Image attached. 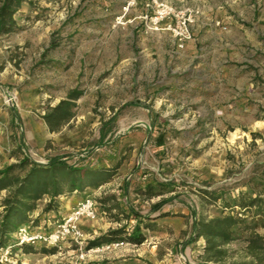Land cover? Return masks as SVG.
Listing matches in <instances>:
<instances>
[{
    "label": "rangeland",
    "instance_id": "374dc122",
    "mask_svg": "<svg viewBox=\"0 0 264 264\" xmlns=\"http://www.w3.org/2000/svg\"><path fill=\"white\" fill-rule=\"evenodd\" d=\"M167 1L197 11L183 48L168 28L173 17L157 31L141 20L153 0H137L118 25L125 0H26L17 29L0 34V169L16 165L13 173L23 175L30 164L19 161L30 149L110 170L97 187L84 178L46 212L44 195L32 213L39 219L30 225L48 229L93 195L98 216L82 223V243L13 246L0 250L2 264H213L199 259L200 238L187 242L192 210H232L264 235V0ZM74 87L82 95L73 117L49 131L42 115ZM126 118L133 123H116ZM137 128L145 133L135 139L128 133ZM239 193L262 202L243 210L234 205ZM137 223L140 242L88 252L96 237L121 226L132 234Z\"/></svg>",
    "mask_w": 264,
    "mask_h": 264
},
{
    "label": "trees",
    "instance_id": "16d2710c",
    "mask_svg": "<svg viewBox=\"0 0 264 264\" xmlns=\"http://www.w3.org/2000/svg\"><path fill=\"white\" fill-rule=\"evenodd\" d=\"M26 0H0V34H9L17 29L15 13ZM82 95L77 87L70 89L66 96L55 105L47 108L42 115L49 131H57L73 117L76 100ZM115 117L102 123L104 131L101 138L111 129ZM19 164L29 163L30 167L23 174H14L16 165H9L0 169V249L15 246L13 233L25 224L37 223L38 217L32 218V213L38 208L37 201L44 195L48 197L43 211H49L57 206L61 195L74 193L83 187L84 178H91L87 185L97 187L110 174L109 169H94L91 167H77L66 160V156L55 154L49 156L46 164L37 163L23 156ZM81 185V188H79ZM259 194H264V185ZM6 194L2 197L1 192ZM213 195V191H203ZM214 197L213 199H215ZM106 200V199H104ZM167 199L152 205L157 210ZM262 202L259 195L250 196L239 193L235 206L248 210ZM191 235L188 243L203 238L204 243L199 259L204 263L213 264H264V235L256 231L253 224L245 216L232 210L222 212L218 216L200 217L192 210ZM140 220L141 217H137ZM141 222V221H140ZM140 224L135 225L133 233H127L123 226L109 230L89 242L88 248L103 243L122 241L127 239L140 242ZM244 234V235H243ZM240 242L242 245L233 248L232 244ZM23 247V245H21ZM54 251L53 247L51 251ZM25 251H29L26 249Z\"/></svg>",
    "mask_w": 264,
    "mask_h": 264
},
{
    "label": "built area",
    "instance_id": "2783aa9c",
    "mask_svg": "<svg viewBox=\"0 0 264 264\" xmlns=\"http://www.w3.org/2000/svg\"><path fill=\"white\" fill-rule=\"evenodd\" d=\"M153 2L154 7L150 5L152 11L142 14L140 16L141 20L147 25L149 30L157 31L161 29V25L165 20L173 17L175 19V26L172 28L169 22L168 28L172 29L177 46L183 48L184 42L190 37L189 24L197 11L191 8L177 9L167 0H153ZM136 3L137 0H125L122 6L123 13L114 18V25L122 24L124 14L136 5ZM4 93L6 94L5 102L10 104L13 100L12 95L7 93V91H4ZM23 155L41 164H46L49 158L46 155H39L30 149L23 150ZM97 216L98 201L93 195L87 194L79 199L53 227L45 229L38 226H31L30 224L21 225L13 233V241L15 246L36 243L55 246L64 239H69L80 244L84 236L82 223L95 220ZM120 245H123V241L103 243L91 247L88 252L100 253ZM10 248V246H7L0 250L4 251L5 254H9ZM182 258L184 259V257ZM0 264H2V259H0Z\"/></svg>",
    "mask_w": 264,
    "mask_h": 264
},
{
    "label": "crops",
    "instance_id": "0c3cea01",
    "mask_svg": "<svg viewBox=\"0 0 264 264\" xmlns=\"http://www.w3.org/2000/svg\"><path fill=\"white\" fill-rule=\"evenodd\" d=\"M136 102V101H135ZM143 106H145V105H143ZM147 106V105H146ZM122 119V118H121ZM120 119V120H121ZM119 119L116 121V123L117 124H132L133 123V121H128V119L126 118V119H124V121H120ZM139 120H141V121H146L147 120V118H145V117H143V118H141V119H139ZM123 127V126H122ZM122 130H123V133H125V130L127 131H129V126H127V127H125V129H123V128H121ZM102 132H104V131H102ZM143 133H145V130H143V129H141V128H137V129H135L132 133H128L129 135H132L133 134V136L135 137V139L136 138H139ZM147 133V132H146ZM116 134V133H115ZM148 134V133H147ZM106 136V135H105ZM109 168H110V166L109 165H107ZM73 198V200L74 199H77V198H79L78 196H73L72 197ZM198 243V250H197V254H201L202 253V247H203V243H204V240H203V238H200V240L197 242Z\"/></svg>",
    "mask_w": 264,
    "mask_h": 264
}]
</instances>
